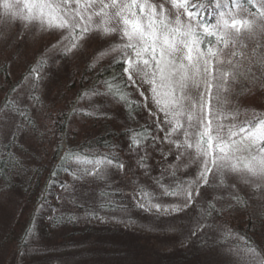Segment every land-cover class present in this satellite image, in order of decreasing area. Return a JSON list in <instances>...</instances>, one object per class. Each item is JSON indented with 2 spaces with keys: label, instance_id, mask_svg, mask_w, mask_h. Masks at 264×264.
<instances>
[{
  "label": "snow or ice",
  "instance_id": "snow-or-ice-1",
  "mask_svg": "<svg viewBox=\"0 0 264 264\" xmlns=\"http://www.w3.org/2000/svg\"><path fill=\"white\" fill-rule=\"evenodd\" d=\"M0 9V22L5 25L18 21L26 29L32 26L40 32L59 33L50 46L59 57L82 48L90 34H115L118 42L103 48L88 65L94 70L112 56L111 77L97 79L81 91L71 113L93 116L97 105L79 107L81 101L91 102L93 97L123 102L128 109L133 104L143 107L152 123L127 130L129 151L136 157V166L146 174L148 149L160 154L165 164L160 175L153 178L154 184L162 195L179 198L180 203H153L155 197L134 182L133 200L137 206L148 204L149 210L159 212L163 208L164 212L181 213L197 204L191 235L214 229L217 243L233 264H264V246L246 234L235 233L226 224L210 222L214 217L222 218L224 209L247 203L238 184L251 190L250 198L264 192V111L245 110L251 119L237 122L239 107L232 105L226 110L233 94L264 88V43L258 39L264 34V0H0ZM46 65L47 59L39 58L0 103V173L5 177L23 170V161L14 149L21 134L36 129L32 112L42 104L46 78L42 70ZM3 67L10 79V62ZM143 85H147V95L141 90ZM128 88L139 93L143 104L129 99ZM149 99L156 111L148 108ZM129 115L134 119L131 111ZM61 116L70 118L66 113ZM153 130L164 132L163 138L154 135ZM158 144H166L168 151ZM110 149L107 153L65 149L63 171L74 182L89 177L107 184L110 169L125 168L116 146ZM170 154L173 162L167 163ZM191 164L196 165L195 179L177 175ZM210 174L215 177L211 182ZM165 177L169 178L168 184L164 183ZM61 188L76 204L72 199L74 183L62 182ZM201 188L206 189L203 195ZM41 207L43 204L38 210ZM85 214L96 215L91 209H85ZM65 218L74 220L75 216L52 219L56 222ZM250 224L255 227L254 220ZM35 235L30 225L22 236L29 252L41 251L29 244Z\"/></svg>",
  "mask_w": 264,
  "mask_h": 264
},
{
  "label": "trees",
  "instance_id": "trees-1",
  "mask_svg": "<svg viewBox=\"0 0 264 264\" xmlns=\"http://www.w3.org/2000/svg\"><path fill=\"white\" fill-rule=\"evenodd\" d=\"M201 47H204V45ZM88 60L89 58L86 61L85 68L82 67L80 73L77 74L76 70L65 68L64 70L67 69L66 72L62 73L59 79L57 78L54 87L58 91L57 94L63 97L64 93L73 92L72 102L66 104L70 108L79 93L90 88L95 80L111 77L112 73L109 65L112 59L98 66L95 70H89ZM116 67L119 68V65H116ZM102 68L105 69L103 73L100 71ZM18 81L12 80L10 82L7 80L2 91L5 89L7 93L12 85ZM127 91L130 93L129 99L131 101L141 104L136 100L137 96L132 88H128ZM5 95L1 98L0 103H3ZM42 98L44 100L42 102L43 107L41 106L39 110H33L32 112L36 129L26 132L25 135L28 136V140H21L20 137L14 149L23 161V170L7 177L0 173V184L3 183L2 190L13 189V191H19L27 197L31 196L33 207L27 214L26 220L20 221L18 226L22 228L19 249L25 254L30 253L22 242V236L26 228L31 225L36 234L29 241V244L40 248L39 253L41 255L32 256L29 258L31 261L57 259L63 264H212L209 261L214 260L213 250L215 246H218L216 249L221 250L222 257L225 258L227 264H233L229 255L226 258V253L217 243L218 235L214 229H205L194 236L191 235L190 232L195 227L197 215L190 218L192 222L190 223V232L184 230V234L181 235L177 231L176 237L155 234L160 233L162 229H164L162 232H168L169 229L165 225L172 223V221L160 218L157 219L162 220L160 224L156 223L157 221L153 222L154 220H151L149 213L137 206L131 197L130 191H133L131 187L135 190L134 182L140 185L143 183L135 180L134 176L130 179L128 186L121 182L123 176L120 177L121 179L113 178L114 180H109L107 184L101 181H93L89 177L74 182L72 176L63 171L62 153L65 149H83L85 152L107 153L111 150L110 146L115 145L116 154L122 157L124 152H127V146H129L127 130L139 128L140 125L145 124L143 107H137L136 104H133L132 109H128L123 102L113 100L120 105L119 111H110L109 108H104V101L107 99L97 97V100H102H96L95 102L98 111L88 123L83 121L80 125L78 122L72 121L77 114L71 113L69 108V112L67 111L66 114L70 118L62 116L64 123L56 131L58 137L53 146V153L51 158L47 159V152L43 151L47 150V146L43 147V145L44 142L47 143L45 133L49 123L47 115L50 113L46 112L45 107L52 99L50 95H45V93ZM130 111L134 119L130 118ZM80 118H84L83 115H80ZM243 119L251 118L245 117ZM66 123H69L70 129H67ZM60 129L61 131H59ZM60 132L62 133L59 136ZM33 136L35 142L30 141ZM61 138L63 144H61ZM39 142H43L41 148L37 145ZM36 149L38 150L36 151ZM54 172L56 173L55 176H53ZM62 182L74 183L75 195L72 199H75L76 204L71 206L67 203V195L61 188ZM142 186L146 187L145 185ZM104 191H107V196L100 195ZM241 194L242 199L247 201V194ZM40 204H43V207L38 210ZM101 204H110L111 206L101 207ZM241 204L245 205V203ZM259 204L254 202V206L253 204L252 206L257 208ZM77 205H82V207ZM85 209L93 210L96 215H86ZM224 210L228 212L230 209ZM54 212L58 214L55 217L75 216V219L68 220L65 218L53 222L51 214H54ZM261 213L260 220L255 222L254 229L248 224L249 227L246 229L239 227L232 230L237 234L250 236L253 241L259 244L256 237L264 238V211L261 210ZM81 215H85V222L89 223L96 217L105 215L104 217L110 219L114 224H106L101 227L87 223L79 225L78 221ZM189 215H192V213H189ZM47 217H51L50 221L52 223L50 225H48V222L46 223ZM210 222L216 225L226 224L228 226L224 220L223 211L222 218L214 217ZM260 226L262 227L261 230H259ZM39 236L43 240L34 243ZM184 240L186 244L183 243ZM188 240L189 242H187ZM165 242L168 243L165 244ZM53 247H58L60 251L55 253L54 250H50ZM73 253L76 254L73 255ZM71 255L73 256L70 257Z\"/></svg>",
  "mask_w": 264,
  "mask_h": 264
},
{
  "label": "rangeland",
  "instance_id": "rangeland-1",
  "mask_svg": "<svg viewBox=\"0 0 264 264\" xmlns=\"http://www.w3.org/2000/svg\"><path fill=\"white\" fill-rule=\"evenodd\" d=\"M0 11H2V9H0ZM0 34H2L0 35V101L1 98L4 96V94H6L5 89L4 91H2V89L6 85L7 80H9L10 82L12 80L18 81L19 79H21L23 75H25L28 72L30 66L35 65L37 63L39 58L44 56L47 59V65L42 70L46 74V78L44 80V84L41 90L42 93L41 96L44 97V93L45 95L46 94H48V96L50 95L52 99L51 101H53V103H51L50 101L45 107L46 112H49L50 114L47 115V119L49 120L48 121L49 123L47 125V132L45 133L47 143L44 142L43 145V147L47 146V150H43V151L45 153L47 152L46 155L47 159L51 158L54 149L53 146L58 137L57 134L58 132L56 131L59 129V127L61 128L64 123L61 113H66L68 111L70 107L68 105L66 106V104L72 102V96H74L73 92L71 91L64 93L63 97L60 94H57L58 91H56V89L54 88L57 82V78L59 79L62 73L66 72L67 69L64 70L65 68L68 69L70 68L71 70L74 69L76 70L77 74L80 73L82 67L85 68V64L87 63L86 61L88 58H89L88 62H90L92 58L96 56L97 53L100 52L103 48H106L110 44L117 43L118 37L115 34L107 37H102L95 33L90 34L82 42L83 43L82 48L74 51L70 56L59 57L53 52V50L50 47L53 43H55L59 33L40 32L32 26H29L26 29L23 27V25L20 22L17 21L16 23L9 25H5L3 22H0ZM18 36H21L22 38L18 39L17 38ZM258 39L260 40L261 43H264V34L258 35ZM111 59L112 56H108L102 62L98 63L95 69H97L98 66L109 62V60ZM6 61L10 62V68H9V71L11 73L10 79L6 78L5 70L3 67ZM19 73L20 75H18ZM146 88L147 85H143L141 87V90L145 91V94L147 95L148 93L146 92ZM237 91H239V89H237ZM134 94H136L137 96L136 100H138L141 104H143V99L139 96V93L134 91ZM42 97H41V101L43 102L44 100H42L43 99ZM101 98H106V97H100V99ZM100 99L97 100V97H93L91 102L87 100L81 101L79 107L89 108L90 103L95 104L96 100L102 101ZM106 99L107 100L104 101L105 103L104 108H109L110 111L111 110L119 111L120 105H118L110 98H106ZM232 105L239 107L241 112V114L236 118L237 122L239 120H240L239 122L245 120L243 119L245 117L251 118V115L246 114L245 110L255 109L257 111H264V88H259V87L253 88L250 93L244 92L239 96L233 94L232 96L229 97V103L226 105V110L230 109ZM41 106L43 107L42 104ZM147 106L152 111H156V108L151 103L150 99L147 102ZM83 117L84 118H80V115L77 114V116L73 117L72 121L78 122L80 125L83 121L85 123H88V121H90L92 116H83ZM160 118L163 119V114H160ZM143 120H145V124L152 123V121L149 120L148 113L144 108H143ZM66 125H67L66 126L67 129L71 128L69 126V123H66ZM161 127H163V125H161ZM59 131H61V129ZM61 133L62 132L59 133V136ZM25 134L26 133L21 134V140H28L27 138L28 136ZM153 134L157 135L158 138L162 139L164 132L153 130ZM30 141L31 142L36 141L34 136L33 138H30ZM42 144L43 142H39V144L37 145H39V147L41 148ZM157 147H162L165 152L168 151V146L166 144H158ZM126 149L127 152H124L122 157L120 156V158L125 163L124 170L117 171L115 169H110V175L108 177V181L123 176L121 182L122 183L124 182V184L129 186V181L134 176L135 180L143 183L142 185L146 186L145 189H147V191L155 197V199L152 200L153 203H160L161 205L180 203L179 198L162 195L160 189L157 188L154 184L153 178L158 177L160 175L161 168L165 164V161L161 158L160 154L152 148L148 149V159H147L148 172L146 174L144 169L138 168L136 166L135 163L136 157L132 153H130L129 146H127ZM37 150L38 149H36V151ZM172 162H173V155L170 154L168 156L167 163H172ZM196 170H197L196 165L191 164L189 165V167L182 169L180 172H178L177 175L182 179H195ZM214 179L215 177H213L210 174L209 175L210 182L213 181ZM164 183L165 184L169 183L168 177H165ZM2 185L3 183L0 184V264H63L60 263L57 259H52L50 261H38V262H33L29 259L32 256H40L41 255V253H39L40 251L30 252L28 254L24 253L23 255H21L22 251H20L19 249V241L22 234V228L18 226L20 221L26 220L27 214L31 211L33 207V203L31 202V196L27 197L25 194L19 191H13V189L7 191L2 190L3 189ZM238 187L241 189V193L247 194L248 196L247 203L244 206L242 204H240L239 206H235L231 208L228 212L226 210H223L224 220L227 222L228 226L231 229L234 228L237 229L239 227H243L244 229H246L249 227L248 224L251 226L250 220H254L255 222L260 220V214H262L261 210L264 211V199H261L260 197H264V192H261L257 198H250L251 190L249 188H247L243 184H238ZM131 190H133L130 191L131 197L133 199V196L136 195V192L132 187ZM200 191L201 194L203 195L206 189L201 188ZM208 191L211 190L209 189ZM66 198H67L66 199L67 203L72 206L73 203L70 202V198H68L67 196ZM137 199H140V197L137 196ZM254 202L260 203L257 206V208L253 207ZM197 203L200 202L198 201ZM196 208H197V204H194L192 208H189L185 212H181V213H175L171 211L164 212L163 208H161V210L158 212L155 209L149 210V205L145 204L142 210L149 213L151 220H154L153 222L157 221L156 223L160 224L162 220L172 221V223L165 225V227L169 229L168 232H162L164 230L162 229L160 230L161 231L160 233H155V234L158 235L164 234L167 235V237L169 236L176 237L177 231H179L181 235L184 234V230L190 232L189 230L190 223H192L190 218H193L197 215ZM189 213H192V215H189ZM55 215L58 214L54 212V214H51V217H55ZM104 216L105 215H100L95 219L91 220L89 223V222H85L86 216L81 215L79 217L78 224L80 225L87 223L98 227L105 226L106 224H111V225L114 224L112 221H110V219ZM51 217L46 218V223L48 222V225L52 223V221H50ZM160 218L163 219L157 220ZM160 228H162V226H160ZM261 229L262 227L260 226L259 230ZM41 238L42 237L40 236L37 237L34 243H37V241L41 242V240H43ZM256 238L258 239V243L264 246V242H263L264 238H259L258 236ZM185 242L186 241L184 240L183 243ZM187 242H189V240ZM166 243L168 242H165V244ZM167 247H171V246H167ZM217 247L218 246H215L213 250L214 260H210L209 263L211 262L212 264H227L225 258L222 257L223 255L220 252L221 250L216 249ZM50 250H54L55 253L56 251H60L58 250V247L55 248L53 247ZM75 254L76 253H73V255ZM73 255H71L70 257H72ZM54 256H56V254H54ZM227 257L228 255L226 254V258ZM74 264H79V263H74Z\"/></svg>",
  "mask_w": 264,
  "mask_h": 264
}]
</instances>
